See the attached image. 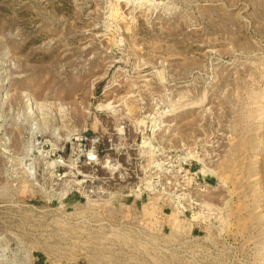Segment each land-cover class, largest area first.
Returning <instances> with one entry per match:
<instances>
[{"label": "rangeland", "instance_id": "rangeland-1", "mask_svg": "<svg viewBox=\"0 0 264 264\" xmlns=\"http://www.w3.org/2000/svg\"><path fill=\"white\" fill-rule=\"evenodd\" d=\"M0 264H264V0H0Z\"/></svg>", "mask_w": 264, "mask_h": 264}]
</instances>
